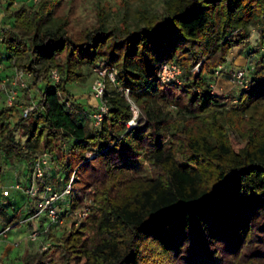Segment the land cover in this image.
Listing matches in <instances>:
<instances>
[{"label":"trees","instance_id":"1","mask_svg":"<svg viewBox=\"0 0 264 264\" xmlns=\"http://www.w3.org/2000/svg\"><path fill=\"white\" fill-rule=\"evenodd\" d=\"M6 1L13 21L0 27V65L6 56L36 87L53 69L62 79L39 89L28 118L13 123L0 111V162L25 161L31 170L48 154L51 168H61L53 181L46 174L41 189L63 192L75 177L68 212L96 188L88 217L25 264H264V0H166L162 13L141 8L133 20L129 0H121L116 24L96 0V23L79 38L67 18L55 17L65 0L15 9L18 0ZM254 30L260 40L252 51L261 57L229 109L231 97L210 85ZM169 62L184 69L181 84L161 81ZM85 68L117 71V84L107 80L109 110L100 125L91 117L98 107H86L69 88L87 81ZM127 89L139 109L133 128ZM132 160L147 161L153 178L136 177ZM0 217L14 222L1 205Z\"/></svg>","mask_w":264,"mask_h":264},{"label":"rangeland","instance_id":"2","mask_svg":"<svg viewBox=\"0 0 264 264\" xmlns=\"http://www.w3.org/2000/svg\"><path fill=\"white\" fill-rule=\"evenodd\" d=\"M39 1L40 0H18L14 4L12 9L19 7L23 3H27L29 7L32 8ZM101 1L103 4H106L109 11H111L112 13L111 14L112 17L110 18L111 23L116 24L119 21V15L116 11L118 10L120 6L121 0H101ZM129 2L132 7L131 20H133L138 10L141 8H147L149 11L155 12V13H162L165 9L166 0H129ZM95 3H96V0H65L63 2L62 7L57 11L55 17L59 19L67 18L69 20L70 34L76 38H79L85 33V31L88 28L92 27L96 23L97 12H96ZM9 5H10L9 1L0 0V27H7L12 24L13 19L9 16V13H7V8H9ZM259 40H260V35L256 30H254L251 42L239 48L233 49V51L231 52L229 56V61L231 64H232L231 60L235 58V54H234L235 52L237 53L236 55L238 57H240L239 55H242L247 58L248 62L247 63L245 62L246 64L243 62L240 65L237 64L238 69H236V71L240 69L247 70L249 81L252 80V77L254 76L253 74L254 66L261 57V54H255V52L252 51V49L256 46ZM1 65L2 67L0 69V111L4 110L7 113H9L10 114L9 116L11 117V121L13 123H17L19 118L22 115L23 110L30 105H35L38 102L39 89L43 87V85L49 84L50 75H48V79L44 82V84H40L37 87L33 84L34 78L31 76H27L26 81L29 87L26 90H19V95L17 97L16 104L14 105L13 108L7 109L5 106L6 93L3 90H1V85L5 81L6 85H9V88L11 89L12 88L11 83L16 82L17 77L19 75L18 74L19 70L16 67H13L14 65H11V62L9 61V59H7L6 56L1 58ZM43 65H44V70L49 67L48 64H41L39 67L41 66L43 67ZM85 73L87 74L86 82H77V83L71 84L69 88L72 94H74V96L77 99H79L82 103H84L86 107L88 108L89 107L90 108L99 107L100 100L95 96L93 92V85L98 79V70L92 69V68H85ZM238 88H236L235 96L230 95V94L228 95L229 97H231L229 99V109L237 105L239 98L241 96V93L244 89L243 87H238ZM218 89H219V85H218ZM218 92L220 93L221 91L218 90ZM220 94H223V92ZM165 112L172 115L174 119H178L179 117L177 108L172 105H168L167 107H165ZM230 134L234 138L241 140L240 135L235 130L231 129ZM17 140L21 142L25 141V138L23 137V132H19L17 134ZM2 160H3L4 166L12 167L11 169L14 171L12 174L14 176L20 167L23 170V171L21 170L20 172L23 173L29 166L28 163L25 161L15 162V161L7 160L5 157H3ZM180 162L184 164V162L181 159H180ZM127 165L133 171L136 177H141L143 179L153 178L152 169L147 161L132 160L128 162ZM60 168H61L60 164H57L56 166H54V169H55L54 172H51L52 171L51 167L50 169H48L49 179L51 181H53L51 176L55 174V171L59 173ZM2 182L6 186L12 185V179L7 174L4 175ZM61 183H63V180ZM59 189L61 190L62 186ZM14 190L15 189L11 188V191L13 192L12 199L4 201V202H0V205L7 212V214L17 216L15 223L22 222V220H24L27 217L25 213V207L28 205L35 206L37 210H42V207L40 205L41 199H39L38 201L33 200V199L28 198V196L24 194L23 191H20L21 193H18V192H15ZM89 193H90V196H88V198H94L96 195V188L92 186L89 189ZM61 207H62V211H64L65 213L68 212L66 211L67 206L65 205V203L64 205L62 203ZM44 213L45 214H43V217L45 218L48 213L46 211H44ZM2 222H3V217H0V230L3 228L1 227ZM15 223L14 224L9 223V225H7L6 227V231L9 232L10 227L14 226ZM73 224H74V220L72 218H67L66 223L60 227V230H58L59 229L58 227H55L54 229H50V233H47L46 235L47 241L52 240V237L55 234L60 237L61 235L64 234V232H68L73 226ZM17 228L18 227L13 228V231L9 233V236H7L6 238L7 240H10L11 242L14 241V235L17 231ZM1 239H4V238L1 237ZM15 255L16 254L14 253L9 258L5 259L6 264H10L9 260H12L15 257ZM187 260L193 264H221L222 263V259L220 258L215 263L213 262L211 263L208 260H204V259H200V260L187 259Z\"/></svg>","mask_w":264,"mask_h":264},{"label":"built area","instance_id":"3","mask_svg":"<svg viewBox=\"0 0 264 264\" xmlns=\"http://www.w3.org/2000/svg\"><path fill=\"white\" fill-rule=\"evenodd\" d=\"M200 72L199 67L196 68L195 73L198 74ZM223 72L222 66L219 67V69L216 72V76L220 75ZM18 77L16 82H12V88H9V85H6V82L4 81L1 85V90H3L6 93V101L5 106L7 109H11L16 104L17 97L19 95V90H26L29 86L26 81L27 76H30L23 71H19ZM184 75V69L182 66L175 62H169L165 63L162 66L161 72H160V79L163 83H178L181 84L183 82ZM117 71H107V70H98V79L93 85V92L95 96L100 100V105L98 107L97 112H95L91 117L94 119L96 125H100L102 122L104 115L108 112L109 107L107 104V101L104 99V94L107 86V80L110 79L112 83L117 84ZM61 74L58 71V69H53L50 74V82L49 84L52 86H58L61 82ZM231 82L238 86L247 88L250 84V81L248 80V72L247 70H237L232 78ZM210 89L212 90V93L218 94V84L217 82H212L210 85ZM126 97L128 100L132 103V108L135 113V118L129 123V128L137 127L136 118L139 116V109L136 106V104L131 100L130 98V90L127 89L124 91ZM37 105H30L27 108H25L22 112V117L28 118L30 113L35 110ZM1 138V135H0ZM89 157H94L93 153L89 154ZM50 165V157L48 154H44L37 158L31 165L32 170V184L25 189L26 194L30 198H35L39 196L42 193L41 189V182H43L46 178L47 174V167ZM74 178L72 179L71 183L65 188L63 192H58L54 189L53 186H47L44 190L45 197L43 199V202L41 203L42 210L46 211L48 213V216L50 218L51 224L55 227H61L66 223L67 218H72L74 220V224L76 226L80 225L82 221L88 217V215L91 212L92 205L94 203V198H88L85 200V203L83 204L82 208L75 211V212H67L60 211V205L62 203H65V205L68 202V199L72 193V183L74 181ZM10 191L9 190H3L2 195L3 196H9ZM6 233V230L2 232V235ZM47 235V234H46ZM43 236V232L39 229L33 231L29 235V239L31 242L35 243L38 242ZM52 240L46 241L40 249V252H48L52 247ZM0 264H2V260L0 259Z\"/></svg>","mask_w":264,"mask_h":264},{"label":"crops","instance_id":"4","mask_svg":"<svg viewBox=\"0 0 264 264\" xmlns=\"http://www.w3.org/2000/svg\"><path fill=\"white\" fill-rule=\"evenodd\" d=\"M241 49V48H240ZM242 50V49H241ZM235 54V58L222 66L223 72L220 75H217L216 82L219 85V91L220 93L223 92V94L227 95H234L236 93V86H234L231 83V78L233 73L236 69H238V65H240L242 62L247 63L248 60L245 56L239 55L238 57ZM240 59V60H239ZM244 60V61H242ZM245 63V64H246ZM2 65H0L1 69ZM239 89V88H238ZM229 92V93H228ZM12 114V113H11ZM50 166L47 167V175H49L48 169H50ZM10 166H4L3 160L0 162V202H4L7 200H11L13 197L12 189H15V192L21 193L20 191H23L24 194H26L25 189L29 187L32 184V171L30 170V167L28 166L27 169L21 173L22 170L21 167L17 170L15 173V176L12 174L14 171L11 169ZM11 169V170H10ZM54 172L53 168H51ZM23 171V170H22ZM9 175L12 179V185L6 186L2 182V179L4 175ZM3 190H9L10 194L9 196H3L2 191ZM27 195V194H26ZM28 196V195H27ZM45 197V192L42 189V193L35 197V198H28L33 200H39L41 199V203L43 202V199ZM40 203V205H41ZM25 213L27 217L22 220V222L15 223V220L17 216L10 215V217L14 219L13 224L14 226L10 227L9 232L6 231L4 235L0 234V259L2 260V264H6L5 259L9 258L12 254H16L15 257L12 260H9L10 264H24L26 257L31 253H36L40 251L41 246L47 241V233H50V229H54L55 226L51 224L50 218L48 214L46 217H43L44 211L37 210L35 206L28 205L25 207ZM30 214V215H29ZM10 220H7L6 218H3V222L1 224V227H3L0 230V233L4 232L6 230L7 225H9ZM14 227H18L17 231L14 235V241L7 240V236H9V233L13 231ZM60 230V227H58ZM41 230L43 232L42 238L38 242H31L29 239V235L35 231V230ZM3 237L4 239H1Z\"/></svg>","mask_w":264,"mask_h":264}]
</instances>
